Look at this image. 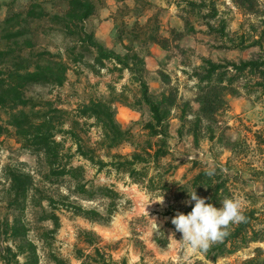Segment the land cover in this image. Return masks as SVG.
<instances>
[{
  "label": "rangeland",
  "instance_id": "obj_1",
  "mask_svg": "<svg viewBox=\"0 0 264 264\" xmlns=\"http://www.w3.org/2000/svg\"><path fill=\"white\" fill-rule=\"evenodd\" d=\"M32 1L17 0L14 8L22 10ZM40 1L45 3L44 9L50 15L63 14L67 10L61 1L55 4L49 0ZM192 1L206 4L196 10L185 0H129L120 5L117 12L122 10V16L114 24L118 23L119 33L124 38L118 43L114 29L108 49H114L123 60L135 53L140 54L145 60L143 75L140 72L132 74L126 69L121 72L124 66L114 59L107 60L105 68L96 66L95 54H89L80 64H71L68 81L63 88L35 87L28 92V97L52 101L70 112L66 116L65 130H71L72 121L77 120L75 115L82 105L92 100H117L114 106L117 120L124 128L131 129L134 135V144L127 143L117 150V153L126 156L143 152L149 142L155 145L158 141L151 139L144 130V125L151 120V112L142 100L141 80L147 82L154 98L175 96L177 104L170 108L169 121L168 149L171 156L162 161V166H151L149 171L153 176L168 171L170 163L174 168L178 167L172 175L164 176L170 190H164L163 184L156 182L158 191L150 193L113 169L99 172L91 162L77 155L78 147L70 136L64 138L59 135L57 140L61 142L65 139L66 149L75 155L73 166L84 169V178H80L83 181L79 184L87 185L88 190L110 187L121 195L115 201L106 198L88 201L75 190L77 181L68 177L50 182L45 158L24 149L15 131L10 128L8 134L0 137V252L7 245L13 246L12 242L7 244L4 229V223L8 219L12 221L14 215V209L9 207L11 183L8 176L13 169L31 174L35 179L24 218L29 229L28 238L38 247L40 264H56L54 255L65 264H96L90 257L98 258V252L113 264H240L255 258L257 249L264 251V243L253 244L234 256L213 263L202 252H190L177 242L182 239V233L176 232L171 223L178 213L188 214L190 207L186 205L188 199L181 198L178 188L190 183L202 169H215L222 165L230 190L227 199L239 201L242 211L258 212L261 222L257 230L264 229V147L259 143L261 138L264 139V95L243 94L230 98L229 108L218 114L217 123L210 124L204 120L199 126L195 124L198 107L194 102L200 85L195 72L203 65L204 59L220 64L250 59L259 52V48L253 45L264 31V17L246 15L232 0ZM13 2L0 0V5H3L0 20L5 19L7 5ZM260 2L264 11V0ZM103 3L108 5L107 0ZM138 9L143 12L142 17L136 16ZM111 13L107 12L100 20L108 19ZM214 14L216 16L212 17ZM156 16L164 38H172L174 30L183 35L181 40L170 43L168 50L146 42L155 24L151 23L148 32H152L147 35L143 27ZM186 21L190 23L186 25ZM207 22L217 28L214 34L206 26ZM99 25L93 22L87 27L89 31L97 29V35L109 37L112 27L100 28ZM50 27L47 21L33 25L38 41L35 50H48L69 62L66 56L68 41L55 29L51 32ZM222 29L225 30V38ZM136 37L137 41L133 44ZM227 45L235 48L230 49ZM130 63L134 65L133 61ZM161 73L170 77L171 84L164 83ZM186 103H191L192 110L187 113L188 122L184 125L181 116ZM1 116L5 122L7 116L4 113ZM79 123L76 128L82 145L97 148L102 132L96 121L80 120ZM196 126L200 134L199 143L191 134ZM101 155L104 160H109ZM49 198L55 199V208L50 207ZM162 200L163 203H160ZM79 206L87 210L95 209L106 218L113 210L114 217L106 224L93 223L76 214V207ZM51 212H56L61 220V228L55 234H51L53 222L44 220ZM173 233L175 238H171ZM88 241H93V244ZM260 258L264 261V252Z\"/></svg>",
  "mask_w": 264,
  "mask_h": 264
},
{
  "label": "trees",
  "instance_id": "obj_2",
  "mask_svg": "<svg viewBox=\"0 0 264 264\" xmlns=\"http://www.w3.org/2000/svg\"><path fill=\"white\" fill-rule=\"evenodd\" d=\"M7 5V15L0 20V137L8 134L10 128L15 131L16 137L23 148L32 154L43 156L49 169L50 182L54 180L71 178L77 181L75 190L88 201H96L106 198L115 201L121 195L113 188L101 187L87 189V185H81L80 178H84V169L73 166L74 154L66 149L65 139L59 142L57 137L62 135L70 136L74 144L78 147L77 155L91 162L99 172L106 169H113L119 174L128 176L136 185L145 187L150 193L158 191L156 185L161 182L164 190H170L166 184L164 176L172 175L178 167H173L170 163L168 171L163 174L157 173L151 176L149 171L151 166L159 168L162 161L171 156L169 146L170 139V108L176 106V97L163 96L154 98L150 87L146 81L141 80L142 100L150 108L151 120L144 125V130L148 132L151 139H157L154 145L148 143V147L137 151L130 156L117 153V150L127 143L134 144V135L131 129H126L117 120L115 102L113 100H92L88 104L79 107L73 120L71 130H65L67 117L70 112L59 108L52 101H39L28 97V92L35 87L63 88L68 81V72L71 64L77 65L85 60L89 54H95V65L105 68L107 60H118L125 69L136 74L143 75L145 60L140 54L135 53L123 60L97 39L95 30L89 31L87 24L98 15L100 9L106 6L103 0H49L55 4L61 1L67 10L63 14H49L44 9L45 3L40 0H33L27 8L16 11L15 2ZM47 1V0H46ZM233 4L246 15H254L263 18V4L260 0H232ZM185 3L192 9L202 8L206 3L199 4L192 0H185ZM3 5H0V11ZM21 9V8H20ZM122 16L119 10L114 17L116 21ZM136 16L142 17L143 12L138 9ZM216 15L214 14L215 17ZM47 21L51 24L50 31L62 34L68 41L66 56L69 62L64 61L61 55L54 54L48 50H35L38 41L37 33L33 25ZM155 24L153 33L147 39V44L160 46L168 50L170 43L182 39V33L172 32V38H164L160 34L159 18L153 17L143 30L145 34L151 29V23ZM186 21V25L189 24ZM264 25V20H262ZM139 26V24L137 25ZM206 26L214 34L215 28L211 22ZM117 28V29H116ZM115 33L118 43L122 42L123 34L119 33L118 23L115 26ZM193 30V29H192ZM222 36L225 38V30L222 29ZM137 38L132 41L133 44ZM254 47L259 48V52L240 63H215L204 59L203 65L195 72V78L199 81V93L195 98V105L198 107V117L196 125L207 121L210 124L217 123V116L220 112L227 110L230 105V98L264 95V31L258 39H255ZM229 44V43H228ZM152 45V46H153ZM233 49L235 46L227 45ZM147 49V48H146ZM241 49V48H240ZM130 61L134 62L131 66ZM165 84H171V79L164 73L160 74ZM114 89H112L113 91ZM113 94V93H112ZM121 102V101H120ZM192 110L191 103L183 106L181 121L188 122L189 111ZM1 113L7 116L3 121ZM80 120H95L102 132L101 141L97 143V148H85L81 142V136L77 131ZM87 125V123H85ZM192 136L196 142H200L198 127L193 131ZM264 147V139L259 141ZM101 154L109 160L106 161ZM66 164H62L63 161ZM197 164V162H196ZM152 169H154L152 167ZM211 169L204 168L188 184L178 186L181 198L190 199V194L194 189L197 195L206 199V203L221 207V202L227 199L230 194L228 180L224 175V167L218 165L215 168V175L209 177L206 172ZM11 183L9 207L14 209L12 221L9 219L4 223L5 234L7 235V245L0 252V264H40L38 247L28 238L29 229L25 222V212L27 204L31 199V193L35 188V179L31 174L19 169L9 172ZM162 189V190H163ZM188 192V193H187ZM51 208H55V199L49 198ZM194 206V204H193ZM55 210V209H54ZM190 206L187 212H191ZM76 214L82 216L93 223L106 224L114 217L113 210L109 217L95 210H87L83 207H76ZM246 220L241 223L230 224L226 228L227 235L218 242L213 243L206 252H202L209 261L218 263L221 259H226L242 250L249 248L253 244L264 243V229L257 230L261 219L258 212L243 211ZM44 220L52 221L54 229L51 234H55L61 228V220L56 212L49 213ZM90 237V234L88 235ZM93 244V241H88ZM263 249H257V256L240 264H264L260 255ZM56 264H65L58 256H53ZM96 264H113L98 252V258L90 257ZM24 259V263H22Z\"/></svg>",
  "mask_w": 264,
  "mask_h": 264
},
{
  "label": "clouds",
  "instance_id": "obj_3",
  "mask_svg": "<svg viewBox=\"0 0 264 264\" xmlns=\"http://www.w3.org/2000/svg\"><path fill=\"white\" fill-rule=\"evenodd\" d=\"M206 175L214 176L215 169L207 171ZM188 196L190 199L186 201V205L192 207L191 212L178 213L171 223L176 232L182 233V239L177 242L190 252H206L213 243L221 241L227 235L226 228L230 224L246 220L239 201L224 199L221 207L217 208L206 203L208 198L198 196L195 189ZM171 238H175V233Z\"/></svg>",
  "mask_w": 264,
  "mask_h": 264
},
{
  "label": "crops",
  "instance_id": "obj_4",
  "mask_svg": "<svg viewBox=\"0 0 264 264\" xmlns=\"http://www.w3.org/2000/svg\"><path fill=\"white\" fill-rule=\"evenodd\" d=\"M123 1L128 2L129 0H107L108 5L102 7L100 9V11L98 12V15L95 16L91 21V23L92 22H96L97 24L100 23V25H99L100 28H104L107 26L110 28L112 27L111 30L109 31V37L103 36V35L100 36L99 34L97 35L98 31L96 32L97 29L95 30L97 39L100 40L102 43H104L107 47L111 46V44H110V42H111L110 39H111V35H112L111 32L115 28L114 23L116 22V18L114 17V15L116 14L118 9L120 8V5L123 4ZM107 12H113V13L108 15V19L106 18V20L101 21L100 19H102V16H104V14L106 15ZM111 24H112V26H109Z\"/></svg>",
  "mask_w": 264,
  "mask_h": 264
}]
</instances>
